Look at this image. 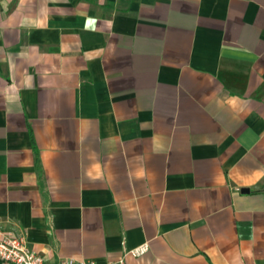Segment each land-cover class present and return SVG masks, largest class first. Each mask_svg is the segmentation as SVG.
<instances>
[{
    "label": "crops",
    "instance_id": "0c3cea01",
    "mask_svg": "<svg viewBox=\"0 0 264 264\" xmlns=\"http://www.w3.org/2000/svg\"><path fill=\"white\" fill-rule=\"evenodd\" d=\"M0 228L44 264H264V0H0Z\"/></svg>",
    "mask_w": 264,
    "mask_h": 264
},
{
    "label": "built area",
    "instance_id": "2783aa9c",
    "mask_svg": "<svg viewBox=\"0 0 264 264\" xmlns=\"http://www.w3.org/2000/svg\"><path fill=\"white\" fill-rule=\"evenodd\" d=\"M140 250L132 249L135 254ZM0 259L15 264H44V256L28 245L27 238L23 233L0 228ZM60 264H97L94 261L86 260L77 262L74 258H66ZM119 264H124V259L119 260Z\"/></svg>",
    "mask_w": 264,
    "mask_h": 264
}]
</instances>
